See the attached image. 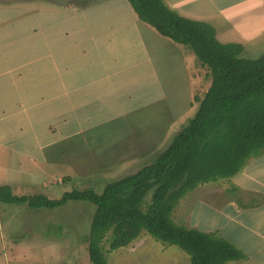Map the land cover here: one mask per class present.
Segmentation results:
<instances>
[{
	"label": "crops",
	"instance_id": "1",
	"mask_svg": "<svg viewBox=\"0 0 264 264\" xmlns=\"http://www.w3.org/2000/svg\"><path fill=\"white\" fill-rule=\"evenodd\" d=\"M163 1L180 16L211 25L219 42L243 45L245 55L248 54L249 42L264 34L259 25H264V0ZM238 2L241 3L237 5ZM61 19H78L81 22L75 21L72 28L57 31V24L63 23ZM237 23L247 27L237 31ZM103 25L110 27L104 29ZM76 30L83 32L82 35L76 36ZM31 39L40 44L36 55L29 59L27 41ZM165 39L168 38L139 20L128 0H0V117L5 115L7 120L22 122L50 119L44 123L42 135L32 126L27 131L20 128L7 134L24 140L7 143L0 140V170L17 148L22 149L20 165L22 167L25 163L28 171L39 169L43 172L46 171L45 165L63 164L62 161L76 165L77 162L65 154L73 152L71 146L76 143L70 141L81 135L82 128L76 130L78 122L84 126L85 122L125 120L138 114L141 105L162 101H165L164 111L167 109L172 113L173 109L176 110L173 107L178 104L177 98H173L176 93L167 91V83L162 88L157 82L160 80L157 72L164 60L171 66L173 62H179L186 71L189 59L181 48L183 45L170 39L172 42H167V49H162L160 44ZM134 41L136 43L132 45ZM161 54L165 57L158 65L149 59L131 61L135 57H158ZM170 79L171 89H178V84L173 85L172 77ZM150 81V88L155 89L157 83L163 91L158 90L157 95L153 93L148 97L150 100L145 96L139 98L142 92L130 91L128 97H138L136 102L132 105L120 101L122 89H132L130 86L142 89ZM192 97L189 93L187 105L195 103H191ZM7 102L8 110L4 106ZM175 120L177 118L172 119L171 116L164 123L166 128H159L157 137L156 134L152 138L151 134L153 141L146 143L149 145L145 149L141 145L143 142H139L141 147L132 150L133 154L125 162L162 149ZM73 124L75 127L70 130ZM145 139L147 137L142 140ZM61 144L66 146L60 150ZM150 145L151 149H148ZM28 146H34L35 150ZM7 153L9 155L4 161L3 154ZM116 154H120L118 160ZM108 157V164L113 165L121 163L119 161L127 155L122 147ZM34 183L31 178L29 184ZM215 185L216 189L200 186L213 193L212 201L207 198L209 193L200 192L195 202H190V199L197 192L181 199L174 219L178 213L179 225L217 234L234 245L243 258L227 264H264V153L250 158L231 179ZM203 199H206L205 204H201ZM142 240L136 246H140Z\"/></svg>",
	"mask_w": 264,
	"mask_h": 264
},
{
	"label": "trees",
	"instance_id": "2",
	"mask_svg": "<svg viewBox=\"0 0 264 264\" xmlns=\"http://www.w3.org/2000/svg\"><path fill=\"white\" fill-rule=\"evenodd\" d=\"M140 21L192 51L209 70L212 84L199 109L169 146L137 173L92 189L66 192L60 199L15 195L0 186V203L32 210L56 209L69 202L95 205L88 251L91 264H109V251L129 247L143 232L187 253L192 264H227L242 253L217 234L179 225L174 213L181 199L200 185L230 179L252 157L264 153V54L243 56L241 44H223L215 29L180 16L163 0H128Z\"/></svg>",
	"mask_w": 264,
	"mask_h": 264
},
{
	"label": "rangeland",
	"instance_id": "3",
	"mask_svg": "<svg viewBox=\"0 0 264 264\" xmlns=\"http://www.w3.org/2000/svg\"><path fill=\"white\" fill-rule=\"evenodd\" d=\"M244 1L248 2V0ZM240 3L238 2L237 5ZM61 20L63 23L60 26L57 24V31H62L68 27L72 28L75 21L81 22L78 19ZM82 25L81 28L83 27ZM259 25L264 30V25ZM106 26L110 27V25ZM32 27L34 28V25ZM105 27L103 25L104 29ZM235 27L238 31L247 26L237 23ZM82 33H79L77 30L75 31L76 36L82 35ZM165 40L160 44L162 49H167V42H172L168 39ZM131 43L133 45L136 42ZM27 44L30 59L36 55V49L40 43L38 42L37 44L35 39H31L27 41ZM181 48L188 54V70H183L184 65H180L179 62H173L171 66L166 65L164 60L158 69L159 73L157 72V77L159 76L160 78L157 82L162 88L167 83V91L176 93L173 96L174 99L177 98L178 104L177 106H173L177 108L176 110L173 109L172 113H169L167 109L164 111L165 104L163 103L165 101H162L148 106L141 105L138 114L127 117L125 120L85 122L84 126H80L78 122L76 130L82 128L81 135H78L75 140L70 141L76 143L74 146H71L72 151L75 153L72 152L67 155L63 153L77 162L73 166L67 163V161H62L63 164L50 163L45 165L46 171L43 172H40L39 169H37L39 171H28L25 163H23L22 167L20 165L23 161L22 149L19 148L18 150L17 148L13 150L15 152L10 153V161L5 162L1 166L0 186L9 185L15 195L41 194L50 199H60L66 192L74 190L85 191L92 189L97 194H102L109 183L133 175L143 167L151 164L169 146L172 139L187 125L189 120L196 115L199 104L187 105L189 93L193 96L191 100V103H193L195 96L203 98L212 84V79L208 75L209 70L201 66L195 54L187 47L182 46ZM247 48L248 54H243L245 57L256 59L263 55L264 34L249 42ZM164 57V54L158 57H135L131 61L143 62L149 59L152 64L158 65L163 61ZM124 60L126 61L127 59L125 58ZM175 68L178 70H175ZM171 77L172 84H178V89L176 90L170 87ZM150 83L151 81L145 84L142 89H136L133 86H130L132 89H129V87L126 88V82H124L126 89H122L124 96L122 94L120 101L123 104L126 102V104L133 105V102H136L138 97H128L130 91L132 93L134 91L142 92V96L139 98L143 96L148 98L153 93L157 95L158 90L163 91L157 83L155 89L150 88ZM148 100L150 99L148 98ZM8 102L4 104L6 110H8ZM171 116L172 119L176 117L177 120L172 121V129L162 144L163 148L156 150L148 156L125 162L131 157V154H133L132 150L137 146L141 147L143 145V149H145L149 145L146 143H150V135L152 134V138H154L157 134V137V131L159 128L165 127L164 123L168 122L167 120ZM49 120L22 122V120H7L5 115H3L0 117V140L6 143L7 141L16 142L24 140L17 135L7 136V134L9 131H17L20 128L27 131L32 126L42 135L44 123L50 122ZM173 122L175 123L174 127ZM74 127L75 124L71 125L69 129L72 130ZM145 137L147 139L142 140ZM139 142H143V144L139 145ZM17 146L18 143L15 145V148ZM65 146L61 144L59 145V149L61 150ZM121 146L127 157L124 160H120L119 162L121 163L109 165L110 157L108 156L117 153L122 148ZM151 146L148 149H151ZM28 148L35 150L34 146H28ZM78 151H83V153ZM8 155V153L3 154L4 161ZM49 155L47 154L48 158L52 159ZM119 156L120 154H116L117 160ZM67 164L70 165L69 169L67 168ZM31 178L35 181L32 185L29 184ZM222 180L226 181L228 179H220L217 182H221ZM217 182L200 186L216 189L215 183ZM200 186L193 191V194L197 193L194 198L190 199V202H195L198 199L199 192L202 194L209 193L210 196H207V198H210L212 201L211 196H213V193L205 189L203 190ZM205 201L206 199H203L201 204H205ZM95 212V205L87 202H69L63 207L52 210H32L27 205L17 206L0 203V264H91L88 251V236L90 235L92 218ZM194 213V219H196V206ZM197 218L199 219V216ZM175 219L176 223L179 224L180 215L178 213ZM141 240L143 243L140 246H136ZM133 243H135L134 246L130 245L117 251H109V244H105L104 251L109 264H192L190 256L183 250L176 246L165 245L155 240L146 232H143Z\"/></svg>",
	"mask_w": 264,
	"mask_h": 264
}]
</instances>
